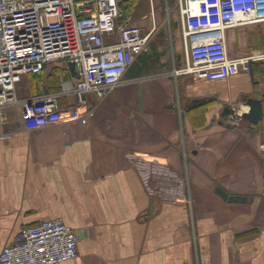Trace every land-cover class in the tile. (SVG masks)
I'll return each instance as SVG.
<instances>
[{
	"label": "crops",
	"instance_id": "0c3cea01",
	"mask_svg": "<svg viewBox=\"0 0 264 264\" xmlns=\"http://www.w3.org/2000/svg\"><path fill=\"white\" fill-rule=\"evenodd\" d=\"M177 7L173 26L160 0L126 11L151 34L104 98L80 102L67 92L72 74L53 91L56 62L23 77L20 98L58 92L61 108L77 104L83 116L28 130L21 105L6 108L0 253L23 226L60 217L80 234L79 256L61 264H264V62L220 80L175 73L186 64ZM227 36L234 57L264 49V22ZM251 96L263 101L258 123L243 116ZM218 185L249 199L231 202Z\"/></svg>",
	"mask_w": 264,
	"mask_h": 264
},
{
	"label": "built area",
	"instance_id": "2783aa9c",
	"mask_svg": "<svg viewBox=\"0 0 264 264\" xmlns=\"http://www.w3.org/2000/svg\"><path fill=\"white\" fill-rule=\"evenodd\" d=\"M178 6L186 64L175 73L220 80L264 62L262 48L232 56L227 36L230 28L264 22V0H178ZM150 34L122 11L120 0H0V122L15 104L28 130L80 119L77 104L61 108L60 93L20 98L18 83L65 59L76 63L80 75L67 92L80 102L88 93L104 98L122 83L134 49L146 45ZM79 239L63 218H47L23 226L1 251L0 264H61L79 256Z\"/></svg>",
	"mask_w": 264,
	"mask_h": 264
},
{
	"label": "water",
	"instance_id": "95a60500",
	"mask_svg": "<svg viewBox=\"0 0 264 264\" xmlns=\"http://www.w3.org/2000/svg\"><path fill=\"white\" fill-rule=\"evenodd\" d=\"M68 66L71 74L74 77L79 78L80 75L76 71V63L74 61H68ZM246 102L250 106V110L249 112L244 113L243 116L253 123H258L263 116V101L259 98L251 96L247 97ZM225 111L227 113H231L234 111V109L227 107ZM216 191L231 202H244L249 199L247 195L230 194L224 187L220 185L217 186Z\"/></svg>",
	"mask_w": 264,
	"mask_h": 264
},
{
	"label": "trees",
	"instance_id": "16d2710c",
	"mask_svg": "<svg viewBox=\"0 0 264 264\" xmlns=\"http://www.w3.org/2000/svg\"><path fill=\"white\" fill-rule=\"evenodd\" d=\"M29 75L37 76L38 73H30ZM70 77H71V73L69 70L68 62L65 59H61L56 61V65L52 68L50 74L48 75V82L53 91H59L62 89L61 79L62 78L68 79ZM34 81L35 82L34 83L32 82L31 84V91L39 92L40 91L39 86L42 85L43 83L42 78L35 77ZM249 233H253V231Z\"/></svg>",
	"mask_w": 264,
	"mask_h": 264
},
{
	"label": "rangeland",
	"instance_id": "374dc122",
	"mask_svg": "<svg viewBox=\"0 0 264 264\" xmlns=\"http://www.w3.org/2000/svg\"><path fill=\"white\" fill-rule=\"evenodd\" d=\"M161 1V10H162V15L163 18L165 17V25H171L173 26V19L179 12L178 7H177V0H160ZM141 2V0H140ZM144 2V1H143ZM135 0H120V5L121 9L124 13H128L126 11L130 10L131 5H134ZM159 1H157V4ZM132 5V6H133ZM131 11V10H130ZM171 14V16H170ZM25 80H21L18 85H17V94L22 95L25 92ZM13 107H16L15 109H18L20 105H14Z\"/></svg>",
	"mask_w": 264,
	"mask_h": 264
},
{
	"label": "flooded vegetation",
	"instance_id": "af4514ba",
	"mask_svg": "<svg viewBox=\"0 0 264 264\" xmlns=\"http://www.w3.org/2000/svg\"><path fill=\"white\" fill-rule=\"evenodd\" d=\"M229 108H232V107H229Z\"/></svg>",
	"mask_w": 264,
	"mask_h": 264
}]
</instances>
